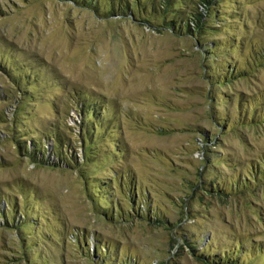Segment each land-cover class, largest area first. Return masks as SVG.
I'll return each instance as SVG.
<instances>
[{
  "label": "rangeland",
  "instance_id": "rangeland-1",
  "mask_svg": "<svg viewBox=\"0 0 264 264\" xmlns=\"http://www.w3.org/2000/svg\"><path fill=\"white\" fill-rule=\"evenodd\" d=\"M162 1L0 0V264H264V0Z\"/></svg>",
  "mask_w": 264,
  "mask_h": 264
},
{
  "label": "trees",
  "instance_id": "trees-1",
  "mask_svg": "<svg viewBox=\"0 0 264 264\" xmlns=\"http://www.w3.org/2000/svg\"><path fill=\"white\" fill-rule=\"evenodd\" d=\"M189 1H191L192 4H195V7L197 9L196 11H193L192 13L188 12L187 13L188 16L183 18L181 22H178L177 24H176V20H167V22H169V24H173L174 28H176V25H177V28L180 26H187V29L189 28L188 31H190L188 34L197 35L201 33L202 26L206 18L205 16H208L207 15V13L209 12L208 10L210 9L211 5L216 2V0H189ZM162 2L163 3L159 5V8L160 7L162 8L160 13L162 16H165L169 13V11H173L172 8H170L171 0H163ZM191 23L195 24V29L191 28ZM173 31L178 34L179 33L181 34V31H176V30H173Z\"/></svg>",
  "mask_w": 264,
  "mask_h": 264
}]
</instances>
